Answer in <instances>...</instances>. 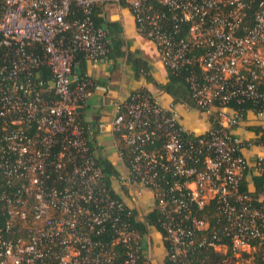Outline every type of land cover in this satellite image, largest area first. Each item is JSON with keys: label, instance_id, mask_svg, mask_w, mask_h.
<instances>
[{"label": "built area", "instance_id": "built-area-1", "mask_svg": "<svg viewBox=\"0 0 264 264\" xmlns=\"http://www.w3.org/2000/svg\"><path fill=\"white\" fill-rule=\"evenodd\" d=\"M98 1L0 0V264L152 262L130 225L133 208L97 164L95 126L78 112L93 82L73 73L77 55L96 64L109 50L93 21ZM112 1L132 12L164 68L198 66L187 81L209 122L189 132L143 90L115 102L110 130L130 153L125 162L120 152L118 184L152 194L166 264H203L188 259L199 248L228 251L223 264H253L243 255L252 242L264 248V183L257 194L241 186L264 177V137L240 138L243 113L226 105L260 104L254 114L264 117V0ZM251 148L259 153L249 161ZM209 202L219 227L199 238L208 222L194 212Z\"/></svg>", "mask_w": 264, "mask_h": 264}, {"label": "crops", "instance_id": "crops-1", "mask_svg": "<svg viewBox=\"0 0 264 264\" xmlns=\"http://www.w3.org/2000/svg\"><path fill=\"white\" fill-rule=\"evenodd\" d=\"M96 6L95 15L102 17L106 23L113 24L106 30L110 46L118 47L125 55L141 58L147 62L150 69L148 76L151 80L147 81L125 57H117L114 60L105 58L96 64L86 63L85 69L73 70L74 74H87L93 82L91 94L79 114L84 121L95 126L96 154L104 156L117 170V176L111 178L112 187L119 198L141 216L151 212L154 200L148 190L138 192V188L126 189L118 184L117 179L126 172V163L120 157L117 139L110 130L114 115L113 104L117 101L124 102L136 91L145 90L155 97L162 107H172L177 113L179 124L196 135L203 134L208 129V116L174 104L171 97L155 87L154 82H166V69L159 61L155 46L137 32L132 12L126 6L118 5L112 0H99ZM257 125L264 126V117L259 119L247 112L246 120L241 123L236 133L242 139H252V133L246 128ZM258 153L257 148H251L246 157L252 161ZM141 242L143 250L149 251L152 257L151 264H164L166 251L162 235L158 231L151 228L142 237Z\"/></svg>", "mask_w": 264, "mask_h": 264}, {"label": "trees", "instance_id": "trees-1", "mask_svg": "<svg viewBox=\"0 0 264 264\" xmlns=\"http://www.w3.org/2000/svg\"><path fill=\"white\" fill-rule=\"evenodd\" d=\"M125 6L124 4H122ZM97 6L94 7V12L96 11ZM161 12H165L167 9L165 7L158 9ZM170 14V13H167ZM93 21L95 26L106 30H109L113 26L111 23H106L105 20L102 17H99L97 15H94ZM141 34V33H140ZM142 37H145L143 34H141ZM108 52L105 58L109 59H116L117 57H125L127 62L131 63V65L136 69L137 73H142L146 80L149 81L151 78L148 76L150 75V69L148 67V64L146 61L142 60L141 58H136L131 55H125L124 52H122L118 47L112 48L110 44L108 43ZM104 58V59H105ZM86 63H89L84 57L79 54L77 55L75 59V63L72 66V71L75 68L78 69H85ZM166 73V82L164 84H160L157 82H154L155 87L167 94L169 97L172 98L174 104L183 105L188 109L195 110L199 113L205 114V111L203 108L198 106L196 102L192 98L191 89L189 87V82L187 81V78L192 73H198L199 68L198 66H186L182 68L179 72L171 71L167 68ZM44 74H47L46 71H44ZM85 74V73H81ZM79 74V75H81ZM48 75V74H47ZM93 88V85H92ZM91 88V89H92ZM258 90L259 92H264V79L258 84ZM145 91V90H143ZM260 108V104H254L252 102H244V103H238L236 101H231L226 105V109L228 110H239L243 113V121L246 120V113L249 111L252 115L255 116V112H257ZM247 130H249L252 135H259L260 138L264 137V126H251L247 127ZM119 150L125 160L127 162V156L129 153V148L125 145V143L120 139L119 136H116ZM162 145V141H156L152 145H148L147 149H158ZM97 164L102 168L104 175L106 176L105 182L107 186L110 187L111 181L110 179L112 177L117 176V170L112 166V164L102 155H97ZM264 183V177L260 176H252L249 175L245 180L242 182L241 191L242 192H252V193H259L262 190V186ZM194 214L199 218H205L208 222V228L207 230H204L199 233L200 237H205L208 233H213L218 229V224L216 223L219 219L217 215L216 206L213 202H209L206 204L201 210H195ZM160 218V214L157 211H151L145 215H139L137 212L133 211V215L129 219L130 225L132 228H134L141 237H143L146 233V226L150 225L153 227L154 230L158 231L162 235V230L157 222V220ZM2 219L0 218V224ZM198 238V237H197ZM252 246L254 250L252 251V254H244V258L252 257L253 264H264L262 262V255L264 254V248H261L257 245V242H252ZM264 246V243H263ZM164 249L167 251L169 249V246L166 242H164ZM230 256V253L227 251L225 253L215 251L213 248H199L192 254L188 256V259L194 263H200L201 261L203 264H223L225 260H228ZM164 264H166V257L164 258Z\"/></svg>", "mask_w": 264, "mask_h": 264}, {"label": "water", "instance_id": "water-1", "mask_svg": "<svg viewBox=\"0 0 264 264\" xmlns=\"http://www.w3.org/2000/svg\"><path fill=\"white\" fill-rule=\"evenodd\" d=\"M81 111V109H78V112H80Z\"/></svg>", "mask_w": 264, "mask_h": 264}, {"label": "rangeland", "instance_id": "rangeland-1", "mask_svg": "<svg viewBox=\"0 0 264 264\" xmlns=\"http://www.w3.org/2000/svg\"><path fill=\"white\" fill-rule=\"evenodd\" d=\"M250 254H252V251H251V253Z\"/></svg>", "mask_w": 264, "mask_h": 264}]
</instances>
